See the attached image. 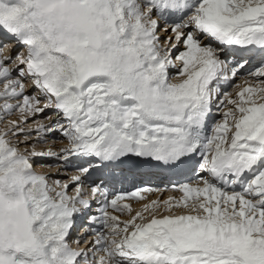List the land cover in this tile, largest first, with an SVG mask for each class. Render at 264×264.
Segmentation results:
<instances>
[{
    "label": "snow or ice",
    "instance_id": "obj_1",
    "mask_svg": "<svg viewBox=\"0 0 264 264\" xmlns=\"http://www.w3.org/2000/svg\"><path fill=\"white\" fill-rule=\"evenodd\" d=\"M0 122V264H264V0H0Z\"/></svg>",
    "mask_w": 264,
    "mask_h": 264
},
{
    "label": "bare ground",
    "instance_id": "obj_2",
    "mask_svg": "<svg viewBox=\"0 0 264 264\" xmlns=\"http://www.w3.org/2000/svg\"><path fill=\"white\" fill-rule=\"evenodd\" d=\"M173 71H175V69H171L170 70V74L174 75L175 72H173ZM215 112H216V107L214 106L213 107V110H212V117L210 118V121L214 118V113ZM7 119H15V117H7ZM3 126H4L3 122H0V128H3ZM46 139H47V143L41 145L40 148L46 149L49 145L52 144V139H51L50 136L49 137H46ZM59 147H61V145L59 143H56L55 148L58 149ZM40 164H54L55 165L56 164V161L55 160H40V159H38L37 160V164L35 165L36 170L38 172H40V171H42V172H52L53 174H55V172H56V168L55 167H53L51 169L41 168V167H39ZM71 172L72 171L63 170V171L60 172L59 175H60V177H66L68 175H71Z\"/></svg>",
    "mask_w": 264,
    "mask_h": 264
},
{
    "label": "rangeland",
    "instance_id": "obj_3",
    "mask_svg": "<svg viewBox=\"0 0 264 264\" xmlns=\"http://www.w3.org/2000/svg\"><path fill=\"white\" fill-rule=\"evenodd\" d=\"M216 116H217V109H216V112L214 113V118H216ZM41 145H43V144H41Z\"/></svg>",
    "mask_w": 264,
    "mask_h": 264
}]
</instances>
